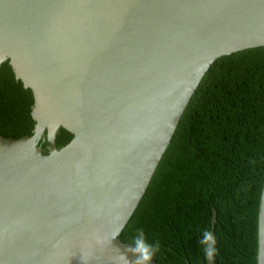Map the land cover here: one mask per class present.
Wrapping results in <instances>:
<instances>
[{"label":"water","instance_id":"water-1","mask_svg":"<svg viewBox=\"0 0 264 264\" xmlns=\"http://www.w3.org/2000/svg\"><path fill=\"white\" fill-rule=\"evenodd\" d=\"M263 45L264 0H0V64L31 89L36 121L0 134V264H135L119 234L203 76ZM60 126L73 138L58 148Z\"/></svg>","mask_w":264,"mask_h":264},{"label":"trees","instance_id":"trees-1","mask_svg":"<svg viewBox=\"0 0 264 264\" xmlns=\"http://www.w3.org/2000/svg\"><path fill=\"white\" fill-rule=\"evenodd\" d=\"M33 93L0 64V134L32 136ZM73 134L60 126V148ZM38 145L49 152L45 131ZM264 186V45L218 57L186 106L152 179L119 234L133 244L143 229L159 242V264H208L199 241L214 225L215 264H256ZM213 212L215 223H212Z\"/></svg>","mask_w":264,"mask_h":264},{"label":"clouds","instance_id":"clouds-1","mask_svg":"<svg viewBox=\"0 0 264 264\" xmlns=\"http://www.w3.org/2000/svg\"><path fill=\"white\" fill-rule=\"evenodd\" d=\"M123 224H121V228ZM201 246L208 245L207 248L202 249L209 260H213L217 255L216 238L209 230H204L202 239L199 241ZM134 247L128 249V251L138 254V259L135 264H148L153 259L154 254L159 250L160 245L157 241L155 244H149L145 239L143 229L137 230V236L133 242ZM122 258L126 259L121 255Z\"/></svg>","mask_w":264,"mask_h":264}]
</instances>
